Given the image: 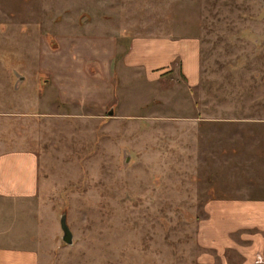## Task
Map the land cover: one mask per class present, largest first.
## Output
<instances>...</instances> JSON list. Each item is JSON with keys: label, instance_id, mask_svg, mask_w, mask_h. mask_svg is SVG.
<instances>
[{"label": "rangeland", "instance_id": "rangeland-1", "mask_svg": "<svg viewBox=\"0 0 264 264\" xmlns=\"http://www.w3.org/2000/svg\"><path fill=\"white\" fill-rule=\"evenodd\" d=\"M175 27L197 85L114 71L116 32ZM2 140L37 155L38 191L0 198V236L33 233L40 264H205L207 201L264 195V0H0Z\"/></svg>", "mask_w": 264, "mask_h": 264}, {"label": "crops", "instance_id": "crops-1", "mask_svg": "<svg viewBox=\"0 0 264 264\" xmlns=\"http://www.w3.org/2000/svg\"><path fill=\"white\" fill-rule=\"evenodd\" d=\"M116 33L119 40L115 39L116 36L111 43V66L114 71H122L125 82L132 68L145 70L143 84L152 91H176L173 82L171 86L163 83L165 74L180 75L189 86L198 84L201 66L196 36L182 35L175 27L171 35L150 34L154 36L141 37L142 42L136 44L135 40L130 42L131 36L127 37L126 31ZM99 63L101 65L104 60ZM95 91H107L102 81ZM57 93L61 104L89 105L80 99L65 100L62 91ZM37 191V155L23 148L0 149V198L32 199ZM205 208L207 215L200 221L197 233L199 244L205 249L200 256L202 262L264 264V195L213 198L207 201ZM33 236V233L16 239L0 236V264H40L38 243ZM29 239L31 243L27 242Z\"/></svg>", "mask_w": 264, "mask_h": 264}, {"label": "water", "instance_id": "water-1", "mask_svg": "<svg viewBox=\"0 0 264 264\" xmlns=\"http://www.w3.org/2000/svg\"><path fill=\"white\" fill-rule=\"evenodd\" d=\"M112 113H113V110H110V114ZM60 223H61V228L63 230L62 239L66 241L67 243H70V244L73 243V232L68 224L66 213H63L61 215Z\"/></svg>", "mask_w": 264, "mask_h": 264}]
</instances>
